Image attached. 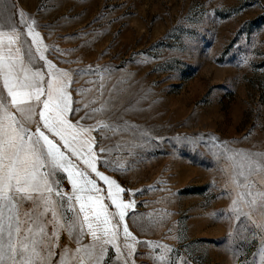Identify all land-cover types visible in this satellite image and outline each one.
I'll list each match as a JSON object with an SVG mask.
<instances>
[{"label": "rangeland", "instance_id": "obj_1", "mask_svg": "<svg viewBox=\"0 0 264 264\" xmlns=\"http://www.w3.org/2000/svg\"><path fill=\"white\" fill-rule=\"evenodd\" d=\"M0 12L46 76L70 74L72 122L99 129L77 139L95 138L96 172L116 184L72 159L101 190L86 194L99 197L93 210L107 205L112 223L125 213L120 251L106 245L101 264H264V209L245 203L240 175L248 157L264 163V0H0ZM19 12L35 21L39 45ZM37 126L52 138L42 125L31 132ZM56 179L73 193L67 173ZM109 190L130 207L118 209ZM86 233L61 229L48 264H81L77 249L93 243Z\"/></svg>", "mask_w": 264, "mask_h": 264}, {"label": "snow or ice", "instance_id": "obj_2", "mask_svg": "<svg viewBox=\"0 0 264 264\" xmlns=\"http://www.w3.org/2000/svg\"><path fill=\"white\" fill-rule=\"evenodd\" d=\"M17 15L32 43L39 45L40 34L33 27L35 21H29L23 12ZM2 16L0 12V79L6 95L0 92V264H48L52 255L50 249L61 229H66L70 234L78 231L81 235L87 229L86 234L91 235L93 243L78 248L77 255L81 264L87 261L101 264L107 252L106 245H113L120 251L117 241L125 213L120 211L117 214L119 220L112 223L107 205L101 203L100 210H93L90 202L100 203L99 197L86 194L101 190L86 172L77 168L72 159H82L92 172H96V157L92 152L95 138L78 140L77 137L90 136L92 131L99 129L84 127L79 121L75 124L72 122L69 117L76 109L72 108L71 93L68 91L70 74L56 69L49 71L45 79L43 71L33 70L30 67L31 59L25 63L22 54L25 42L22 40L23 33L14 22L5 24ZM37 51H40L39 47ZM40 59L44 60L45 57L41 54ZM46 63L49 69L55 68L50 61ZM12 108L20 114L19 119ZM37 108L40 109L41 125L52 138L41 130V126H37L35 132L25 126V122L31 121L36 114ZM107 127L109 125L100 124V128ZM247 159L248 173H240L246 181L243 185L245 195L251 197L245 203L264 209V191L257 187L264 188V163L251 157ZM58 172L67 173L72 194L60 189L56 179ZM96 175L109 185V189L116 184L102 173L96 172ZM252 175L258 176L259 180H249ZM233 182L238 184L235 178ZM116 187L120 192L124 191L119 185ZM108 197L118 209L130 207L129 204L117 203L111 190ZM242 198L238 194V199ZM25 202L32 204L27 211L23 210ZM233 204L236 205L237 201H233ZM66 212L73 215L66 217ZM48 224L53 227L51 236L47 230ZM257 226L264 228V224ZM122 231L124 248L129 249L131 255L133 245L127 241L130 237L135 238L126 224H123ZM97 247L99 253L96 252ZM62 264L69 262L64 260Z\"/></svg>", "mask_w": 264, "mask_h": 264}, {"label": "crops", "instance_id": "obj_3", "mask_svg": "<svg viewBox=\"0 0 264 264\" xmlns=\"http://www.w3.org/2000/svg\"><path fill=\"white\" fill-rule=\"evenodd\" d=\"M5 30H7V29H5ZM22 40L25 41L23 43V47H22V54H23L25 63H27V61L29 59H31L30 67L33 70L40 69L41 71L44 72V70L40 67V63H39V60L37 58L38 55L35 53L33 46L23 36H22ZM45 79H47L46 73H45ZM0 91L3 92L6 95V90L3 89V81H2V79H0ZM11 110H12L13 113H15V115L19 119L20 118V114L18 112H16L15 108H12ZM39 110H40L39 108L36 109V114L33 116L31 121H26L25 122V126H29L30 131H32L31 130L32 129V127H31L32 124L41 125L40 118H39V115H38Z\"/></svg>", "mask_w": 264, "mask_h": 264}]
</instances>
